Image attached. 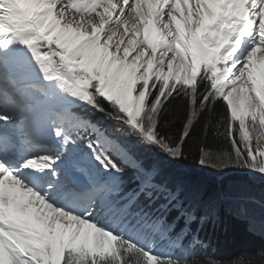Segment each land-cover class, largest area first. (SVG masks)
I'll return each instance as SVG.
<instances>
[{
  "label": "snow or ice",
  "instance_id": "6c2138e0",
  "mask_svg": "<svg viewBox=\"0 0 264 264\" xmlns=\"http://www.w3.org/2000/svg\"><path fill=\"white\" fill-rule=\"evenodd\" d=\"M190 157L264 175V0H0V264H207Z\"/></svg>",
  "mask_w": 264,
  "mask_h": 264
},
{
  "label": "trees",
  "instance_id": "16d2710c",
  "mask_svg": "<svg viewBox=\"0 0 264 264\" xmlns=\"http://www.w3.org/2000/svg\"><path fill=\"white\" fill-rule=\"evenodd\" d=\"M179 102L171 106L176 111ZM226 177H242L257 183L264 195V177L251 180L247 172L240 169L225 170ZM208 169L201 168L191 157L173 166L168 179H178L190 187H197L201 191L213 194L217 181ZM262 184V185H261ZM264 198V196H263ZM196 232L201 239L207 241V247L198 248V256L207 264L216 261L217 264H243V262L254 259L259 264L261 254L264 253V234L250 232L246 223L240 219L232 210L227 208L218 209L215 216L206 222L195 225Z\"/></svg>",
  "mask_w": 264,
  "mask_h": 264
},
{
  "label": "rangeland",
  "instance_id": "374dc122",
  "mask_svg": "<svg viewBox=\"0 0 264 264\" xmlns=\"http://www.w3.org/2000/svg\"><path fill=\"white\" fill-rule=\"evenodd\" d=\"M208 171L215 176L214 179L217 181L212 195L218 197V209L227 208L231 210L236 203H246L249 207L255 209L259 217L264 195L257 183L242 177L227 178V173L216 172L212 169H208ZM247 173L250 176V172ZM256 175L259 176V174Z\"/></svg>",
  "mask_w": 264,
  "mask_h": 264
}]
</instances>
